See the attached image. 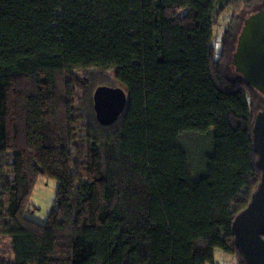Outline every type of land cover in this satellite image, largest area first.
Wrapping results in <instances>:
<instances>
[{
  "label": "trees",
  "instance_id": "trees-1",
  "mask_svg": "<svg viewBox=\"0 0 264 264\" xmlns=\"http://www.w3.org/2000/svg\"><path fill=\"white\" fill-rule=\"evenodd\" d=\"M263 7L0 0V264H243L231 226L260 182L264 97L225 74L234 29L211 41L225 9ZM93 68L126 94L109 127L83 123ZM190 144L207 145L199 170ZM39 178L57 182L44 224L28 218Z\"/></svg>",
  "mask_w": 264,
  "mask_h": 264
},
{
  "label": "water",
  "instance_id": "water-1",
  "mask_svg": "<svg viewBox=\"0 0 264 264\" xmlns=\"http://www.w3.org/2000/svg\"><path fill=\"white\" fill-rule=\"evenodd\" d=\"M231 64L243 81L264 97V7L243 21ZM92 103L97 123L109 127L123 114L127 98L120 87L99 86ZM251 135L260 182L246 208L234 218L231 230L243 264H264V110L255 115Z\"/></svg>",
  "mask_w": 264,
  "mask_h": 264
},
{
  "label": "rangeland",
  "instance_id": "rangeland-1",
  "mask_svg": "<svg viewBox=\"0 0 264 264\" xmlns=\"http://www.w3.org/2000/svg\"><path fill=\"white\" fill-rule=\"evenodd\" d=\"M254 12L247 11L243 8H237V9H225L216 20V24L213 27L212 32V45L215 49L216 54L219 52L220 49V43L223 39L226 31L229 29H234L236 33V40L237 37L241 31V28L243 26V21ZM236 46V42H235ZM235 49V48H234ZM77 74L80 77H83L87 79L89 83L88 88V94L86 97H83L84 100H81L82 102V113L84 116L83 123L90 124V117H92V120L97 123L95 120V115L93 112V103H92V94L94 90L99 86H107V87H117L115 79L113 77L112 71H102L100 69H86L82 71H77ZM225 74L228 77L234 76L235 70L232 64L228 66V68L225 70ZM80 100V99H79ZM261 102L264 103L263 99H260ZM258 111L264 110V105H258ZM122 116H120L119 120ZM118 120V121H119ZM194 144H197L199 146V143L202 144V141L195 140ZM194 144H190L193 148V153L195 156V165L196 168L200 169V163L201 159L203 158V154L207 151V145L200 146V149L202 147V150H196L194 149ZM197 154V155H195ZM199 176L198 173H194V179H196ZM57 182L52 179H44L39 178L37 185L35 186L33 190L32 197L30 199V205L35 208L31 214L28 215V218L35 223L38 224H44L46 222V219L48 217L49 211L52 209L54 200H55V192H56ZM214 264H238L237 260L232 258L231 256H228L221 251H216L215 253V261Z\"/></svg>",
  "mask_w": 264,
  "mask_h": 264
}]
</instances>
